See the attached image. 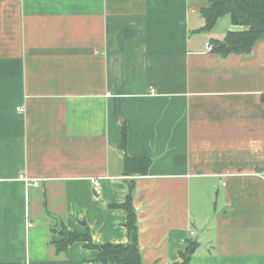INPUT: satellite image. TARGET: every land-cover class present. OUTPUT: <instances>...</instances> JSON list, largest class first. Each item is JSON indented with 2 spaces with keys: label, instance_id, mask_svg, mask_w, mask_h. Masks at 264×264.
<instances>
[{
  "label": "crops",
  "instance_id": "0c3cea01",
  "mask_svg": "<svg viewBox=\"0 0 264 264\" xmlns=\"http://www.w3.org/2000/svg\"><path fill=\"white\" fill-rule=\"evenodd\" d=\"M208 4L0 0V264H107L59 231L132 243L130 192L143 264H264V39Z\"/></svg>",
  "mask_w": 264,
  "mask_h": 264
},
{
  "label": "trees",
  "instance_id": "16d2710c",
  "mask_svg": "<svg viewBox=\"0 0 264 264\" xmlns=\"http://www.w3.org/2000/svg\"><path fill=\"white\" fill-rule=\"evenodd\" d=\"M202 13L205 17L207 30L212 29L216 25V21L225 15L231 16L235 25L243 27V30L229 32L224 42L226 46L217 42L216 49L250 53L257 42L264 39V0H209V4L202 9ZM150 165L151 160L149 159L141 160L127 157L125 160V168L129 174L147 173ZM120 205L128 215V222L126 223L128 230L134 232L132 243L97 245L92 243L89 233L73 232L63 226L59 231L62 237L56 243L58 251L61 253V251L67 250L69 245L75 243V241H84L87 242L88 246L98 250L96 260L100 262L107 264H143L141 250L137 242V215L131 192L126 202ZM189 254H184L185 261L183 264H188Z\"/></svg>",
  "mask_w": 264,
  "mask_h": 264
},
{
  "label": "built area",
  "instance_id": "2783aa9c",
  "mask_svg": "<svg viewBox=\"0 0 264 264\" xmlns=\"http://www.w3.org/2000/svg\"><path fill=\"white\" fill-rule=\"evenodd\" d=\"M208 47H209L210 50L213 49V46L210 43L208 44ZM18 110H23V109L19 108ZM32 182H33V184L38 185V181L37 180H32ZM95 184L99 185V181L95 180Z\"/></svg>",
  "mask_w": 264,
  "mask_h": 264
},
{
  "label": "water",
  "instance_id": "95a60500",
  "mask_svg": "<svg viewBox=\"0 0 264 264\" xmlns=\"http://www.w3.org/2000/svg\"><path fill=\"white\" fill-rule=\"evenodd\" d=\"M223 46H226V44H225V43H223Z\"/></svg>",
  "mask_w": 264,
  "mask_h": 264
},
{
  "label": "rangeland",
  "instance_id": "374dc122",
  "mask_svg": "<svg viewBox=\"0 0 264 264\" xmlns=\"http://www.w3.org/2000/svg\"><path fill=\"white\" fill-rule=\"evenodd\" d=\"M229 17V15H227Z\"/></svg>",
  "mask_w": 264,
  "mask_h": 264
}]
</instances>
